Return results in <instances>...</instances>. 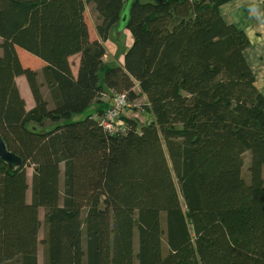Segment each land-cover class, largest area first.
I'll return each instance as SVG.
<instances>
[{
  "label": "trees",
  "instance_id": "16d2710c",
  "mask_svg": "<svg viewBox=\"0 0 264 264\" xmlns=\"http://www.w3.org/2000/svg\"><path fill=\"white\" fill-rule=\"evenodd\" d=\"M226 1L0 0V137L24 162L0 158V264H38L40 244L43 264H264V93ZM113 90L152 120L107 132Z\"/></svg>",
  "mask_w": 264,
  "mask_h": 264
},
{
  "label": "crops",
  "instance_id": "0c3cea01",
  "mask_svg": "<svg viewBox=\"0 0 264 264\" xmlns=\"http://www.w3.org/2000/svg\"><path fill=\"white\" fill-rule=\"evenodd\" d=\"M220 10L221 12H223V16L227 23L237 25L238 28L244 31L246 35H248L250 44L245 52L246 59H248L252 70H254L258 89L262 93H264V0H228L221 4ZM126 30L127 29H125V31ZM107 55L108 53L105 55L104 61H107ZM72 59H74L75 62L74 64H72L73 71L75 74H77L79 69L80 55H74L72 56L71 60ZM120 59L121 60L117 61L116 63L109 61L107 62L113 65H117V63L122 64L124 60V53L121 55ZM38 69L41 70L42 67ZM20 78L22 80H25L27 83V86H25V90L27 91V93H29L32 101L31 103H33V105L31 107H28V103H26L28 109H31L36 104L33 99L32 91H30L27 79H25L24 76L17 77L16 80L19 82ZM25 97L27 98L26 94ZM43 254L44 248L42 245L39 246L38 250V264H43Z\"/></svg>",
  "mask_w": 264,
  "mask_h": 264
},
{
  "label": "rangeland",
  "instance_id": "374dc122",
  "mask_svg": "<svg viewBox=\"0 0 264 264\" xmlns=\"http://www.w3.org/2000/svg\"><path fill=\"white\" fill-rule=\"evenodd\" d=\"M87 9H88V12H87L86 16L88 18L89 30L91 32V38L98 37V33L96 30V26L100 20V18H98V12L96 11V7L94 6L93 3H91V6L89 5V7ZM129 43L130 44L132 43L130 31L129 30L125 31V29H122L121 31H119V29L116 28L113 31L112 35L110 36L109 40H106V42H105L106 48H107L106 53H108L106 60L109 62H114V63H116L117 61H120L121 55L123 53L124 54L126 53L125 51L128 48V46L130 45ZM24 51H25L24 49L19 50L21 55ZM31 56L33 58L35 57V58L39 59L35 55H31ZM74 63H75L74 59H72V64H74ZM31 65L33 68H36V67L41 68L39 64H36V62H33ZM18 84H19L20 91H22V95H24L23 97L25 98V101L28 103V107H31L33 105V103H31L32 101H31V98L29 96V93H27V91L25 90V86H27L26 81L22 80L20 78ZM44 90H45V93L47 94V96H49V94H50L49 90H47L45 88V86H44ZM25 94L27 95V98L25 97ZM147 100L148 99L146 98L145 95H142L141 97H139V99L136 102H133L130 107H128L127 109L124 110V112H125L124 116L129 117V118L135 117L138 119V121L140 123L151 121L153 116L150 114V112L148 113L146 110H144V104L147 103ZM249 159H250V155L247 154L246 159H245L246 162L244 164L245 166L243 168V177H245L247 180L250 179L249 172H248ZM63 168H64V165L62 166V170H63ZM32 172H33V167L28 166L27 167V174H29V185H31V182H32V177H33ZM62 180H63V178H62ZM31 193H32V190L30 187V189L28 190V194H27L28 200L31 199ZM40 209H41L40 210V218L42 217V219H43L45 209H43V207H41ZM44 229H45V227L43 226L42 230H41V235H40L41 239L44 235V232H43ZM134 241H135V252H137V248L139 246L138 231H136V233H135ZM40 246H42V245L40 244Z\"/></svg>",
  "mask_w": 264,
  "mask_h": 264
},
{
  "label": "built area",
  "instance_id": "2783aa9c",
  "mask_svg": "<svg viewBox=\"0 0 264 264\" xmlns=\"http://www.w3.org/2000/svg\"><path fill=\"white\" fill-rule=\"evenodd\" d=\"M106 100L111 101V105L105 113L99 117V124H101L107 132L115 133L123 129L126 125L122 118L124 110L131 106L127 93L111 91L104 95Z\"/></svg>",
  "mask_w": 264,
  "mask_h": 264
},
{
  "label": "water",
  "instance_id": "95a60500",
  "mask_svg": "<svg viewBox=\"0 0 264 264\" xmlns=\"http://www.w3.org/2000/svg\"><path fill=\"white\" fill-rule=\"evenodd\" d=\"M127 16H124V20H126ZM119 29H124L123 27ZM0 158L4 160V162L8 163L13 169L16 167L22 166L24 164L23 159L16 153H13L7 148V144L3 138L0 137Z\"/></svg>",
  "mask_w": 264,
  "mask_h": 264
}]
</instances>
